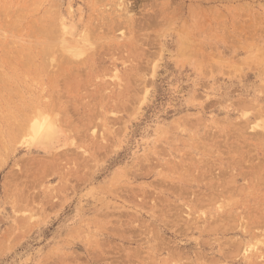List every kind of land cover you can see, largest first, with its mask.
Instances as JSON below:
<instances>
[{
    "label": "rangeland",
    "instance_id": "374dc122",
    "mask_svg": "<svg viewBox=\"0 0 264 264\" xmlns=\"http://www.w3.org/2000/svg\"><path fill=\"white\" fill-rule=\"evenodd\" d=\"M0 264H264V0H0Z\"/></svg>",
    "mask_w": 264,
    "mask_h": 264
},
{
    "label": "bare ground",
    "instance_id": "6f19581e",
    "mask_svg": "<svg viewBox=\"0 0 264 264\" xmlns=\"http://www.w3.org/2000/svg\"><path fill=\"white\" fill-rule=\"evenodd\" d=\"M41 113V112H40ZM262 115V114H259V116ZM30 120V119H29ZM30 127H29V136H30V141L31 142H34L36 140H39L41 137H44L46 138L47 136H50L51 134H53V128H52V124L47 121L45 118H43L40 114L37 115L35 117V119H33L32 122H30ZM52 125V126H51ZM27 137V136H26ZM27 142V141H26ZM221 188V187H220ZM214 193V192H213ZM218 195V194H217ZM205 204V203H203ZM263 207V206H262ZM261 209V208H260ZM260 212V211H259ZM257 214H259L257 212ZM262 214V213H261ZM239 216V215H238ZM262 217V216H261ZM234 218V217H233ZM227 219V218H226ZM258 219V218H257ZM256 219V220H257ZM263 219V218H262ZM252 220V219H250ZM221 221V220H220ZM253 221V220H252ZM263 221V220H262ZM255 222V221H254ZM260 223L262 224L261 220H260ZM260 223H258L260 225ZM234 224V223H233ZM227 225V224H226ZM230 225V224H229ZM256 225V224H255ZM259 225H258V228H259ZM252 227V226H250ZM240 228V227H239ZM234 229V228H233ZM260 229H261V226H260ZM226 230V229H225ZM250 230V229H249ZM252 230V229H251ZM256 230V229H255ZM261 231V230H260ZM259 231V232H260ZM233 232V231H232ZM261 236V235H259ZM252 237V236H251ZM255 239V238H254ZM253 240V239H252ZM259 242H261V240H258ZM257 242V239L256 241ZM258 242V244H259ZM263 244V243H262ZM253 245V244H252ZM261 245V244H260ZM256 246V244H255ZM263 246V245H262ZM239 248V247H238ZM258 248V247H257ZM236 249V248H235ZM252 249V247L249 246V250ZM248 249L246 248L245 251H247ZM256 250V249H254ZM250 252V251H249ZM260 252V251H259ZM259 255V254H258ZM247 258V257H246ZM262 258V257H261ZM251 260V259H250Z\"/></svg>",
    "mask_w": 264,
    "mask_h": 264
}]
</instances>
